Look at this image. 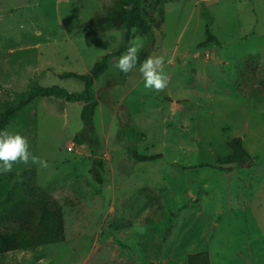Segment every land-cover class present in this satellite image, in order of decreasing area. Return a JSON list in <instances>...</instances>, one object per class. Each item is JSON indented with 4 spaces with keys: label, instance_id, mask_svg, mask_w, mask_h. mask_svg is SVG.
Segmentation results:
<instances>
[{
    "label": "rangeland",
    "instance_id": "374dc122",
    "mask_svg": "<svg viewBox=\"0 0 264 264\" xmlns=\"http://www.w3.org/2000/svg\"><path fill=\"white\" fill-rule=\"evenodd\" d=\"M141 1L144 16L163 25L155 37L140 34V60L164 57L167 89H145L139 65L125 75L113 66L117 56L98 82L117 81L112 96L130 125L100 102L96 137L81 143L82 104L55 97H38L13 118L7 130L26 136L48 167L0 173V213L21 198L40 203L46 192L63 208L66 240L1 254L0 264H187L204 246L212 264H264V0ZM116 2L0 0V105L38 84L82 90L60 75L89 72L126 44V26L106 19ZM205 14L220 47L200 46ZM233 137L255 162L213 167L232 152ZM130 146L163 157L139 162ZM168 181L182 182L172 189Z\"/></svg>",
    "mask_w": 264,
    "mask_h": 264
},
{
    "label": "trees",
    "instance_id": "16d2710c",
    "mask_svg": "<svg viewBox=\"0 0 264 264\" xmlns=\"http://www.w3.org/2000/svg\"><path fill=\"white\" fill-rule=\"evenodd\" d=\"M205 16L208 17L206 26L207 37L200 46L213 44L215 47H220L221 42L214 35L211 28L213 23L212 18L208 14H205ZM106 19H108L113 27L126 26V44L117 51L103 54L94 63L89 72L79 73L66 71L60 75L62 78H74L82 81L84 88L80 91H71L60 85L43 86L38 84L33 85L28 95L23 96L17 103L13 102L4 106L0 105V131L7 129L13 118L38 97H55L82 104L81 117L85 125L83 131L87 130V132H84V134H82V131L77 133L76 139L81 143L86 142L88 139L94 140L96 137L94 117L100 102L108 104L118 115L125 116L123 121H127V125L131 124L132 116H130L128 108L123 109V103L112 96V89L117 81L114 79L105 80L103 83H99L98 81L109 69L113 57H119L126 51L129 40L134 35L130 31L133 26L139 30V34L150 37L155 35V32L162 27L163 23L148 19L144 16L141 0H117L116 9L107 15ZM108 86L109 88L106 89ZM99 89L100 95L97 96L96 94ZM132 134H136L143 141L147 137L142 130H134ZM92 143L91 146H93ZM228 143L232 152L226 156H219L217 159L218 165H214L213 167L229 165L225 167V170L232 171L236 164H240L245 160L253 165L255 162L254 157L244 146L242 137H233ZM129 148L131 150L132 146ZM130 154L139 162L153 161L163 157L161 153L141 154L137 150H131ZM94 158L93 163L96 167L103 168L105 166L104 161L97 159V157ZM94 175L100 183L103 182V178L98 176L96 172ZM41 196L43 201L40 203H35L27 198L12 201L11 206L0 213V255L13 251H33L42 246L66 240L65 218L62 206L46 192ZM13 223L19 226L18 230L8 229L7 226ZM187 264H212L210 252L201 251L190 254L187 259Z\"/></svg>",
    "mask_w": 264,
    "mask_h": 264
},
{
    "label": "clouds",
    "instance_id": "9594fccd",
    "mask_svg": "<svg viewBox=\"0 0 264 264\" xmlns=\"http://www.w3.org/2000/svg\"><path fill=\"white\" fill-rule=\"evenodd\" d=\"M133 37L129 45L113 66L121 73L127 75L139 65L138 71L143 77L144 88L156 92H164L169 84L170 77L164 71L165 60L163 56L152 55L140 60V52L144 46L146 37L139 34V30L133 26L130 29ZM34 164L41 168H47L48 163L41 157L34 155L30 150L29 139L19 133H11L7 129L0 131V173L8 174L16 164Z\"/></svg>",
    "mask_w": 264,
    "mask_h": 264
},
{
    "label": "crops",
    "instance_id": "0c3cea01",
    "mask_svg": "<svg viewBox=\"0 0 264 264\" xmlns=\"http://www.w3.org/2000/svg\"><path fill=\"white\" fill-rule=\"evenodd\" d=\"M177 110H178V109H177ZM169 173H170V172H169ZM170 174L172 175V173H170ZM170 174H169V176H170ZM170 179H171V178H170ZM181 182H182V181H168V185L173 189V188L177 185V183H181ZM191 182H192V183L189 185V190L191 189L190 195L192 196V192H193V190H194V192H195V190L197 189V185L193 183L194 181H191ZM203 184L207 185V182L199 184V187H202ZM203 202H204V201H203ZM201 251H209V250L204 246V247H202L201 249H199L198 251H197V250L191 251V252H189V253L187 254V259H188V256H189L190 254H192V253H197V252H201ZM209 252H210V251H209ZM210 256H211V262H212V254H211V252H210Z\"/></svg>",
    "mask_w": 264,
    "mask_h": 264
}]
</instances>
